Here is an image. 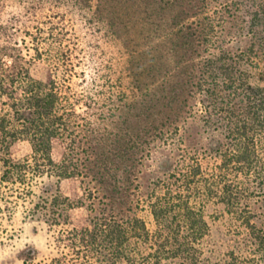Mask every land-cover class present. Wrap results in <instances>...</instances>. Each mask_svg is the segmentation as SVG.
I'll return each instance as SVG.
<instances>
[{
	"label": "trees",
	"instance_id": "16d2710c",
	"mask_svg": "<svg viewBox=\"0 0 264 264\" xmlns=\"http://www.w3.org/2000/svg\"><path fill=\"white\" fill-rule=\"evenodd\" d=\"M67 2L113 27V20L103 18L104 0H93L95 6L87 0L62 3ZM159 3L176 11L171 24L177 39L173 51L184 52L174 68L159 74L162 79L156 89L148 85L141 93L134 91L114 102L109 116L113 118L104 117L106 125L97 124L66 100L64 85L57 79L34 76L24 49L17 46L19 42L0 43V100L7 97L0 111V145L7 149V155L0 157V167H5L2 179L26 184L30 175L70 177L78 172L75 159L84 153L88 164L96 162L102 177L111 178L107 183L112 190L122 193L120 176L114 171H123L122 179H128L138 154L144 152L142 144L149 143V135L153 131L155 135H166V128L188 112L190 99L200 93L205 122L225 134L226 142L216 150L217 161L206 165L199 156L182 158L159 179L147 202L153 225L137 213L125 216L111 207L109 212L92 216L88 224L67 229V233L73 247H78V264H245L235 252L225 261L204 255L202 239L210 232V223L201 202L219 199L252 236L264 240V231L253 221L249 202L255 194L264 195V71H259L261 59L256 60L257 48L264 53V36L259 37L258 30L264 26V3L252 15L258 39L250 51L242 49L239 53L221 44L226 22L221 14L230 8L228 2ZM200 3L205 8L201 9ZM195 9L203 12L197 20L192 19ZM201 44L208 45L209 52L203 61L198 60L201 55L197 47ZM7 57L11 59L9 64ZM255 67L259 71L256 74ZM135 107L136 115L129 117ZM19 138L29 139L33 145L24 160L10 154L11 143ZM57 143L66 145L60 161L53 156ZM84 143L88 147H83ZM109 198L113 203L115 196ZM90 208L95 210L94 206Z\"/></svg>",
	"mask_w": 264,
	"mask_h": 264
},
{
	"label": "rangeland",
	"instance_id": "374dc122",
	"mask_svg": "<svg viewBox=\"0 0 264 264\" xmlns=\"http://www.w3.org/2000/svg\"><path fill=\"white\" fill-rule=\"evenodd\" d=\"M64 1L0 0V43L19 42L17 46L24 49L32 74L57 79L64 85L65 99L97 124H105L104 117L113 118L109 116L123 95L141 93L148 85L156 89L162 79L159 74L174 68L184 52L173 51L177 39L171 24L176 11L161 7L159 0H104L103 18L113 20L112 28ZM220 2L230 4L221 14L226 20L222 46L237 53L242 49L248 52L258 39L252 15L264 0ZM87 3L96 5L93 0ZM201 9H195L193 20L203 13ZM262 29L264 26L258 29L259 37L264 36ZM197 48L201 55L198 60L203 61L209 54L208 45ZM256 51L259 56L255 53L258 57L253 58L261 59L259 71H264V53L258 48ZM6 61L11 63L10 57ZM257 70L253 69L255 74ZM261 78L264 81V73ZM6 99L0 100V111ZM201 99L200 93L190 99L192 107L166 128V135H155V131L149 135V143L142 144L144 152L138 154L128 179H122L123 171L112 172L120 176L118 185L127 195L116 194L107 183L111 178L102 177L96 162L88 164L84 153L75 159L79 173L70 177L30 175L24 184L3 180L5 167H0V264H78V247H73L67 229L88 224L92 216L109 212L111 207L125 216L137 213L153 225L147 202L159 179L182 158L199 156L206 165L213 164L218 159L216 150L226 142L221 129L205 122ZM137 111L135 107L129 117ZM32 151V142L26 138L10 145V154L16 160H24ZM65 152L63 143L53 148L57 161ZM6 155L7 149L0 145V157ZM112 195L113 203L109 198ZM249 202L253 221L264 231V195L255 194ZM201 207L210 223V232L202 239L206 257L225 261L235 252L245 264H264V240L252 236L225 203L210 198L202 200Z\"/></svg>",
	"mask_w": 264,
	"mask_h": 264
}]
</instances>
